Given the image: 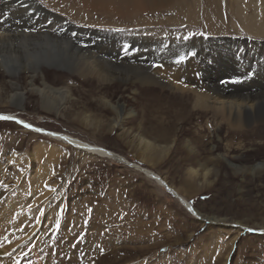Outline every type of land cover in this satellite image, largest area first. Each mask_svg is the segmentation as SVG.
I'll return each mask as SVG.
<instances>
[{
	"label": "bare ground",
	"instance_id": "6f19581e",
	"mask_svg": "<svg viewBox=\"0 0 264 264\" xmlns=\"http://www.w3.org/2000/svg\"><path fill=\"white\" fill-rule=\"evenodd\" d=\"M42 2L67 16L49 11ZM222 2L0 0V71L9 79V84L2 83L0 87L9 85L7 87L12 92L8 102L23 108L26 93L20 84L19 74L28 73L30 90L42 96V105L48 106V111L55 109L56 113H61L64 102L72 95L71 82L80 80L87 85L99 83L101 108L119 114L123 104L114 103L111 99L113 94L108 89L117 80L124 81V69L130 67L134 74L133 81L140 84L136 101L150 102L147 107L153 108L149 115H153L155 107L167 99L171 110L166 111L168 120L159 121L158 117L150 119V126L144 130L150 139L140 136L149 161L154 162L160 158L159 155L168 154L172 146L169 142L176 137L177 149L182 155L181 163L187 166L190 174L189 179L185 180L190 193L208 188L213 173L225 166L224 161L234 171L254 172L256 179H262L264 155L255 158L256 162H250L256 150L244 142L257 138L264 141V42L246 38L245 44L233 45L228 39L221 38L216 42L212 37L186 34L176 27L160 33L142 28L139 31L85 28L69 18L101 26L133 29L135 26L155 23L154 19H158L155 16L162 14L165 8L176 5L175 8L186 12V21H203L206 28L216 34L225 30ZM254 9V14L245 21V27L251 33L263 34L264 0H255ZM96 13H99V17L94 15ZM129 42L133 46L123 54L122 50ZM136 48L137 54L132 55L131 52ZM144 56L147 58L138 59ZM133 58L136 60L131 62ZM160 61L164 63V70L157 65ZM43 67L52 70L46 74ZM40 75L42 80L38 85L36 79ZM0 115L13 117L22 121L24 126L30 125L27 128L36 133L70 145L81 156L129 162L111 149L63 132L33 126L15 113ZM190 123L198 126L192 133L185 127ZM176 124H179L177 129ZM116 125H121L117 119L113 126ZM185 134L193 135L185 136L183 141ZM224 140L227 142L226 148L221 152L220 146ZM235 140L240 141L236 149ZM208 145L210 148L206 149ZM206 153L210 156H205ZM13 162L19 163L18 157H14ZM131 165L157 185L167 187L185 209L203 224L216 223L236 235L251 228L241 221L230 222L201 212L190 203V198L186 197L183 190L169 186L158 173L138 164ZM61 194L60 190L51 191L46 187L41 196L30 203L21 206V201L15 203L12 200L7 206H0V264H45L40 249L43 241L38 244L36 241L44 231H49L50 237L54 236L53 233L57 236L63 233L62 225H44L50 203L57 201ZM258 229L264 233V225ZM109 234L107 231L100 238L106 240ZM23 243L31 248L22 258L15 260L14 254ZM104 256L100 254L101 262L96 264H114V261L102 262Z\"/></svg>",
	"mask_w": 264,
	"mask_h": 264
},
{
	"label": "rangeland",
	"instance_id": "374dc122",
	"mask_svg": "<svg viewBox=\"0 0 264 264\" xmlns=\"http://www.w3.org/2000/svg\"><path fill=\"white\" fill-rule=\"evenodd\" d=\"M254 1L223 0L221 12L225 30L216 34L207 29L203 21H186V12L175 8L176 5L155 16L158 18L154 19L155 23L133 29L69 18L85 28L117 31H139L142 28L160 33L176 27L186 34L212 37L216 42L221 38L228 39L233 45L245 44L246 38L264 42V33L254 34L245 27V21L255 12ZM42 4L51 12L67 16L48 3ZM94 15L99 17V13ZM132 46V43H126L123 54ZM133 51L131 54L135 55L138 49ZM146 58L138 57L139 60ZM135 60L133 58L131 62ZM157 65L164 70V63L160 61ZM129 68L124 69V81L117 80L108 89L113 94L112 101L123 104L119 114L101 108L99 83L71 82L72 95L64 102L61 113H56L55 109L48 111L49 107L42 105V96L30 90L28 73L19 74L26 93L23 108L8 102L12 92L7 87L9 85L0 87V114L15 113L33 126L103 146L130 162L84 157L70 145L36 133L19 120L0 119V206H7L12 200L15 203L21 201V206L30 203L41 196L46 187L47 190L61 191L59 199L50 203L44 225H62L63 233L59 236L53 233L51 238L49 231H44L36 241L37 244L43 241L40 249L45 264H96L101 262L100 254L105 255L102 262L114 261V264H264V233L258 229L264 225V175L262 179H256L254 172L239 173L224 161L225 166L213 173L208 188L188 192L185 180L190 174L187 166L181 163L176 137L169 142L172 146L168 154L159 155L154 162L147 158L140 136L150 139L144 133L150 126V119L168 120L166 111L171 110L166 98L155 107L153 115H149L153 107H147L149 101H136L140 84L133 81L134 74ZM43 69L46 74L52 70ZM2 72L0 84H9L8 76ZM40 80L41 75L36 79L38 85ZM115 119L121 123L119 127L113 126ZM185 127L190 133L198 128L196 123ZM192 135L185 134L183 141L185 136ZM237 142L240 141L235 140V149ZM263 142L260 138L244 142L256 150L250 162H256L255 158L264 155ZM226 143V140L222 142L221 152L225 151ZM209 148L210 145L206 147ZM205 156L210 155L206 153ZM14 157H18L19 163L13 162ZM131 164L149 168L169 186L183 190L190 203L201 212L230 222L241 221L251 228L236 235L216 223L203 224L167 187L157 185ZM107 231L110 233L107 239L100 238ZM23 244L14 254L15 260L22 258L31 248Z\"/></svg>",
	"mask_w": 264,
	"mask_h": 264
},
{
	"label": "snow or ice",
	"instance_id": "6c2138e0",
	"mask_svg": "<svg viewBox=\"0 0 264 264\" xmlns=\"http://www.w3.org/2000/svg\"><path fill=\"white\" fill-rule=\"evenodd\" d=\"M183 59V57L181 58V60ZM0 119H3V120H11V119H14L13 117H10V116H3V115H0ZM19 123H23L22 121H18ZM26 127H30V125H25ZM191 211V209H190ZM249 231H252V229H249Z\"/></svg>",
	"mask_w": 264,
	"mask_h": 264
}]
</instances>
